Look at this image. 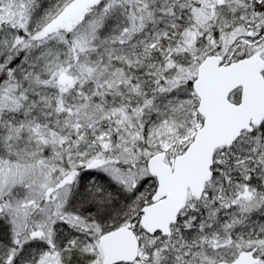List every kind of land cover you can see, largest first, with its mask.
<instances>
[{
  "label": "snow or ice",
  "instance_id": "obj_1",
  "mask_svg": "<svg viewBox=\"0 0 264 264\" xmlns=\"http://www.w3.org/2000/svg\"><path fill=\"white\" fill-rule=\"evenodd\" d=\"M0 264H264V0H0Z\"/></svg>",
  "mask_w": 264,
  "mask_h": 264
}]
</instances>
